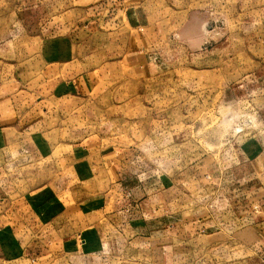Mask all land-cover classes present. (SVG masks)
<instances>
[{"label":"rangeland","instance_id":"obj_1","mask_svg":"<svg viewBox=\"0 0 264 264\" xmlns=\"http://www.w3.org/2000/svg\"><path fill=\"white\" fill-rule=\"evenodd\" d=\"M0 135V213H24L36 257L23 264H156V239L106 218L108 167L130 150L185 205L204 204L207 168L264 170V0H0ZM228 238L182 264H264Z\"/></svg>","mask_w":264,"mask_h":264},{"label":"crops","instance_id":"obj_2","mask_svg":"<svg viewBox=\"0 0 264 264\" xmlns=\"http://www.w3.org/2000/svg\"><path fill=\"white\" fill-rule=\"evenodd\" d=\"M130 13L134 14V11ZM127 22L132 26L135 20ZM85 27L86 25L76 28L83 30ZM2 134L7 137L8 133L2 132ZM3 139L0 135V141ZM128 151L130 150L119 155L120 163H115L113 160L108 167L109 179L112 183L109 189L110 195L116 198L113 205L109 204L111 209L104 218L106 217L112 226H123L131 232V236L135 235L133 239L135 243L140 239H156L158 243L154 250L156 264H171L167 262L170 251L174 253L172 264H182L195 258L199 253L214 252L215 248L210 250L207 245L209 242L207 243L206 240L209 237L218 236L229 237L230 241L238 243L264 261V170L260 171L249 163L228 169L207 168L205 174L211 180L201 183V185L205 184L206 189L204 204L195 202V204L185 205L177 203L174 199L165 198L164 183L159 180L154 182L155 178L147 171L144 172L146 170L144 162L138 158L134 160L133 157H129ZM3 172L1 170L0 175ZM9 172L8 170L7 180H10ZM145 178H152V181H145L147 180ZM2 182L0 179L1 186ZM8 187H11L10 183ZM0 204V208H3V202ZM10 205L16 208L17 203L10 201ZM105 211L102 208L96 209V219L106 215ZM21 213L16 209L12 211L10 208L0 213V264H23L27 260L31 263L36 262V257H26L25 254L29 253L26 252L22 237L16 230L20 224H25V218ZM36 214V217L41 216L40 219H50L45 223L46 230L48 225L52 226V221L56 219L50 212L40 214L38 211ZM7 215L14 220L13 224L1 222V216ZM30 215L35 216L34 210L29 211L28 216ZM24 226L28 232L33 231ZM54 234V230L48 234L45 233V240L51 246L57 241H53L56 238ZM35 235L32 234L31 237ZM78 235V233L74 234L70 239H58L56 251L70 252V246L73 250V247L77 246L76 236ZM31 240L28 246L29 252L35 248L31 247L32 244H37L38 241L36 237L33 241ZM32 252L30 254L33 256L34 251ZM44 252L46 255L52 254V250L45 249ZM177 253L180 254L179 260L175 255ZM182 255H185L184 258ZM31 258L34 259L31 261Z\"/></svg>","mask_w":264,"mask_h":264}]
</instances>
